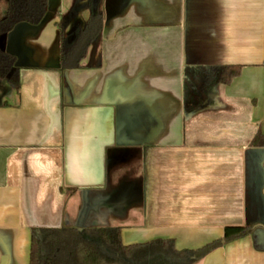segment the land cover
<instances>
[{"label":"crops","instance_id":"0c3cea01","mask_svg":"<svg viewBox=\"0 0 264 264\" xmlns=\"http://www.w3.org/2000/svg\"><path fill=\"white\" fill-rule=\"evenodd\" d=\"M88 3L49 0L0 36L21 71L19 89L0 81V264H30L33 227L194 250L246 225L195 264H264V0H104L101 34L63 68ZM226 66L242 68L227 84Z\"/></svg>","mask_w":264,"mask_h":264},{"label":"trees","instance_id":"16d2710c","mask_svg":"<svg viewBox=\"0 0 264 264\" xmlns=\"http://www.w3.org/2000/svg\"><path fill=\"white\" fill-rule=\"evenodd\" d=\"M104 0H89L90 16L84 27L74 31V38L63 34L61 62L63 68H77L90 46L101 34L105 15ZM0 36L9 34L18 24L39 25L48 13L49 0H2ZM17 58L0 47V81L20 88L21 71ZM241 66L220 69L218 81L229 83L241 73ZM194 107L188 102L186 111ZM253 146L264 148V134L258 132ZM255 225L227 226L222 238L194 249L180 250L171 239L125 244L121 227L31 229L30 264H195L225 243L245 237L255 231Z\"/></svg>","mask_w":264,"mask_h":264},{"label":"water","instance_id":"95a60500","mask_svg":"<svg viewBox=\"0 0 264 264\" xmlns=\"http://www.w3.org/2000/svg\"><path fill=\"white\" fill-rule=\"evenodd\" d=\"M6 259V258H5Z\"/></svg>","mask_w":264,"mask_h":264}]
</instances>
